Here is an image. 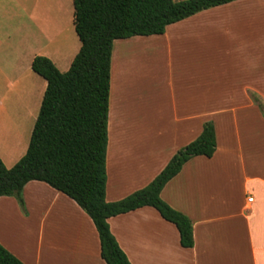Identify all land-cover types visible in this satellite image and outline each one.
Masks as SVG:
<instances>
[{
    "label": "crops",
    "instance_id": "0c3cea01",
    "mask_svg": "<svg viewBox=\"0 0 264 264\" xmlns=\"http://www.w3.org/2000/svg\"><path fill=\"white\" fill-rule=\"evenodd\" d=\"M263 22L264 0H238L168 26L163 35L113 43L107 203L146 188L180 149L201 135L205 123L214 125L217 144L211 159L190 160L160 194L162 201L190 219L191 249L181 247L176 227L153 208L107 220L130 264H264ZM55 42L30 56L33 74L31 65L39 56L56 68H70L80 47L69 57ZM174 42L179 57L188 59L175 68L169 65L167 80H160L159 69L150 63L163 45L172 55ZM160 83L169 84L173 103V83H193V110L178 112L174 106L172 120L180 126L175 133L162 126L168 115L160 106L165 103ZM130 102L140 112L135 117L120 115L119 125V104L126 110ZM146 104L155 110L146 112ZM195 169L203 171L207 185L220 181L228 188L220 203L212 192L182 195L187 178L195 181ZM22 197L25 213L16 199L0 198V244L23 264H106L92 220L74 201L41 182L28 183Z\"/></svg>",
    "mask_w": 264,
    "mask_h": 264
},
{
    "label": "trees",
    "instance_id": "16d2710c",
    "mask_svg": "<svg viewBox=\"0 0 264 264\" xmlns=\"http://www.w3.org/2000/svg\"><path fill=\"white\" fill-rule=\"evenodd\" d=\"M238 0H73V25L80 49L69 70L61 73L46 57L34 58L31 69L46 82L38 116L24 156L11 168L0 160V198L22 197L30 182H41L74 201L92 220L106 264H130L112 236L107 220L144 207L178 230L180 245H194L192 223L160 198L183 166L216 152L212 122L180 149L144 189L107 203L106 156L110 72L113 43L133 37L163 35L168 26L200 12ZM0 264H23L0 244Z\"/></svg>",
    "mask_w": 264,
    "mask_h": 264
},
{
    "label": "rangeland",
    "instance_id": "374dc122",
    "mask_svg": "<svg viewBox=\"0 0 264 264\" xmlns=\"http://www.w3.org/2000/svg\"><path fill=\"white\" fill-rule=\"evenodd\" d=\"M73 15V0H0V160L6 168H11L25 154L41 104L43 92L40 91V86L45 83L31 72L28 60L32 54L48 45L49 41L52 42L51 45L54 41L55 46L62 45L63 53L71 57L74 49L80 47L74 30ZM261 25L259 22L260 27ZM171 48L172 55L169 56L163 45L160 55H155L154 61L150 63L159 69L160 80L166 79L165 70L169 65L172 64L175 68L178 63L183 64L188 59L187 56L179 57V45L176 42ZM57 69L66 73L69 67L66 69L65 65L59 64ZM125 81L126 77L121 80L122 83ZM160 84L165 100L160 106L168 115L162 126L169 129V133H175L180 126L172 120L174 106L178 112L182 108L193 110V83H173L175 103L170 99L169 84ZM119 99L120 95L118 101ZM181 100H185V103H181ZM146 107V112L155 110L152 105L146 104ZM118 108L119 125L123 114L135 117L140 112L139 107L131 102L127 104L126 110L122 109L121 104ZM181 140L180 138L179 141L182 142ZM201 172L203 171L196 170L193 175L195 181L194 178H187L182 195L187 197L196 195L197 192L199 195L212 192L220 203L228 188L226 190L220 181L207 185Z\"/></svg>",
    "mask_w": 264,
    "mask_h": 264
},
{
    "label": "built area",
    "instance_id": "2783aa9c",
    "mask_svg": "<svg viewBox=\"0 0 264 264\" xmlns=\"http://www.w3.org/2000/svg\"><path fill=\"white\" fill-rule=\"evenodd\" d=\"M253 199L252 198H249L248 199V203H252Z\"/></svg>",
    "mask_w": 264,
    "mask_h": 264
}]
</instances>
